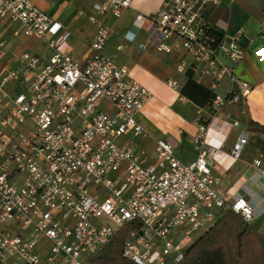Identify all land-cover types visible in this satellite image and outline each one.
I'll return each mask as SVG.
<instances>
[{"label": "built area", "instance_id": "built-area-1", "mask_svg": "<svg viewBox=\"0 0 264 264\" xmlns=\"http://www.w3.org/2000/svg\"><path fill=\"white\" fill-rule=\"evenodd\" d=\"M132 1L92 5L87 19L95 33L89 56L78 61L57 50L62 26L34 0H0V23L17 24V35L43 41L49 50L24 52L16 66L0 70V264H89L131 222L139 227L124 239V259L178 264L195 237L224 213L249 225L255 220L243 195L229 199L216 191L218 151L203 149L209 119L251 91L234 75L247 52L242 42L250 39L242 31L218 36L208 11L219 0L163 1L139 49L181 54L176 71L197 83L211 78L212 90L227 75L231 91L215 95L208 117L197 116L195 161L182 163L166 140L156 143L149 159L133 140L144 135L135 116L151 94L103 55L111 31L98 20L119 19ZM6 43L0 39V61ZM167 85L179 89L173 81ZM125 137L131 140L119 144ZM245 143L244 134L231 155L238 157ZM104 219L110 224H94Z\"/></svg>", "mask_w": 264, "mask_h": 264}, {"label": "crops", "instance_id": "crops-1", "mask_svg": "<svg viewBox=\"0 0 264 264\" xmlns=\"http://www.w3.org/2000/svg\"><path fill=\"white\" fill-rule=\"evenodd\" d=\"M34 1L62 26L57 50L78 61H84L89 56V45L96 28L88 21L87 16L91 13L92 5L101 4L102 0ZM163 1L133 0L131 6L117 20L98 17L111 31L103 55L112 59L117 66L126 68L129 76L151 94L150 100L135 116L144 135L133 142L152 159L156 143L166 140L173 145L174 153L182 163H191L199 155V148L194 143L199 136L195 120L198 115L208 117V109L198 107L180 94L186 81V77L176 71L181 54L165 55L153 52L150 48L147 51L139 49L149 39L150 18L160 9ZM263 9V0H219V5L208 11L212 27L226 36L242 31L250 39L249 43L242 42L247 52L243 61L236 66L234 75L238 80L248 83L251 91L245 100L236 105H225L216 118L209 119L207 133L203 138L204 150L213 148L218 151L212 168V175L217 181L216 191L229 199L236 195L246 198L256 214L250 226L258 234L264 232V176L259 174L260 171L264 172V136L249 131L247 124L264 123V33L261 35L264 24ZM246 12V15L249 14L248 18L244 16ZM251 15L257 17V23L253 24L251 20L255 30L247 33L245 26ZM243 16L246 20L242 23L240 20ZM3 24L6 26L3 27ZM17 27V24L0 23V28L11 39H4L7 40L6 48L9 43L15 44V49L30 53L31 50L24 46L32 41L30 48L34 50L30 54H49L43 41L17 35ZM82 32L84 35H80ZM119 46L121 49L118 50ZM6 52L0 61V70L4 65L16 66V58L22 54L14 56L8 49ZM223 62L227 64L225 60ZM169 80L175 82L179 89L169 87ZM198 84L222 97L231 91L227 75L221 79L215 90L211 89V78H204ZM233 122H237L238 126L234 127ZM244 134L246 143L235 158L231 153ZM130 140V137H125L118 143Z\"/></svg>", "mask_w": 264, "mask_h": 264}, {"label": "trees", "instance_id": "trees-1", "mask_svg": "<svg viewBox=\"0 0 264 264\" xmlns=\"http://www.w3.org/2000/svg\"><path fill=\"white\" fill-rule=\"evenodd\" d=\"M215 32L223 36L222 32ZM180 94L201 108L208 107L215 97L212 91L196 83L189 73ZM247 129L264 136V123L249 122ZM138 227V222L125 224L89 264H133L122 257V248L127 234ZM178 264H264V239L239 216L226 212L193 241Z\"/></svg>", "mask_w": 264, "mask_h": 264}, {"label": "rangeland", "instance_id": "rangeland-1", "mask_svg": "<svg viewBox=\"0 0 264 264\" xmlns=\"http://www.w3.org/2000/svg\"><path fill=\"white\" fill-rule=\"evenodd\" d=\"M263 12H264V9H263ZM247 14V12L245 13V17L246 18H248V15H246ZM244 16L241 18V22L243 23L246 19L244 18ZM251 18V19H250ZM250 18L248 19V21H247V25L245 26V31L247 32V33H251L253 30H255V27L252 25V23L250 22L251 20L253 21V24L254 23H257V20H256V16L255 15H251L250 16ZM4 25V24H3ZM6 25H4L3 27H5ZM86 29V27H84V30ZM262 29V28H261ZM85 32V31H84ZM84 32H82L80 35H84ZM7 34L4 32V30L2 29V28H0V39H7V40H9L10 38H9V35H7ZM7 40H6V42H7ZM11 40V39H10ZM14 45L15 44H11L10 45V43L8 44V46H7V49H8V51H9V53L10 54H12V55H14V56H17V55H20L24 50L23 49H21V50H18V49H15V47H14ZM32 45V41H30V42H27V44L24 46V48L25 49H27V50H31L30 51V53H33L32 51L34 50V48H30V46ZM7 68L8 69H11V68H13V65H10V66H7ZM102 223H106V224H110V222L109 221H107L106 219H104V220H102V221H100V223L99 222H97V221H95L94 222V224L95 225H99V224H102Z\"/></svg>", "mask_w": 264, "mask_h": 264}]
</instances>
